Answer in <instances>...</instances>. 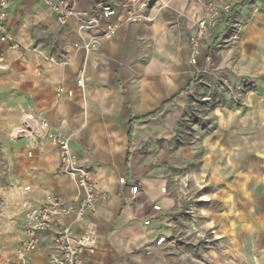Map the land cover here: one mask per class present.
<instances>
[{
    "label": "crops",
    "instance_id": "1",
    "mask_svg": "<svg viewBox=\"0 0 264 264\" xmlns=\"http://www.w3.org/2000/svg\"><path fill=\"white\" fill-rule=\"evenodd\" d=\"M208 1L215 0H168L166 4L73 0L77 11L95 15L105 6L115 8L117 16L107 22L121 17L122 23L112 37L103 36L107 22L91 32L80 30L76 19L58 24L40 0H12L7 8V27L19 48H5L0 56L1 130L11 137L27 115L43 114L50 132L70 139L79 162L109 193L108 203L100 204L86 222L95 230L97 244L86 253L83 264H187L176 257L169 242L176 198L168 190L171 176L165 175L163 162L165 156L189 153L195 144L197 136L182 133L186 121L187 126L203 129L201 143L206 148L211 145L205 154L210 150L213 155L230 156L226 165H215L216 176L238 170L239 156L244 155L233 141L241 139L234 127L238 115L233 107L204 101L205 84L200 82L208 70L209 49L225 34L230 17L241 28L240 41L235 51L221 54L217 49L213 69L236 70L235 74L256 83L257 89L249 95L247 134L242 138L249 153L264 154V93L261 97L255 93L264 92V0H227L231 14L222 18L213 37L195 54L192 38ZM130 9L138 10L143 19L126 21ZM94 41L97 48L87 50L85 46ZM79 71L84 72L82 88L77 85ZM60 85L72 95L57 100L55 89ZM193 107L217 113V127L208 131L202 116L189 118ZM224 134L232 139L225 151L208 141ZM261 143L263 148L258 147ZM11 148L21 156L29 206L47 192L73 199L76 185L58 174L59 155L48 140L38 149H30L27 139ZM120 178L126 184L119 183ZM132 186L138 187L136 195ZM53 236L52 231L41 234L34 261H48ZM162 236L168 242L158 246Z\"/></svg>",
    "mask_w": 264,
    "mask_h": 264
},
{
    "label": "rangeland",
    "instance_id": "2",
    "mask_svg": "<svg viewBox=\"0 0 264 264\" xmlns=\"http://www.w3.org/2000/svg\"><path fill=\"white\" fill-rule=\"evenodd\" d=\"M229 20L225 34L209 49L208 73L202 75L200 82L205 84L204 101L233 107L238 115L234 127L241 139L233 141L244 153L239 156L238 170L216 176L215 165H226L230 156L213 155L210 150L205 154L211 145L206 148L201 143L203 129L187 126L186 121L181 124L182 133L188 131L197 136L194 147L187 154L165 156L163 162L165 175L171 176L168 190L176 198L170 214L169 242L176 249V257L186 259L187 264H264V154L249 153L244 147L246 139L242 138L247 134L249 95L256 83L235 74V68L229 72L219 67L213 69L217 49L221 54L235 51L240 41V26L232 17ZM2 45L0 56L5 48L9 49ZM255 93L261 97L264 92L258 89ZM191 109L189 118L199 120L202 116L208 131L217 127V113L207 114L200 107ZM18 128L7 137L0 127V264H15L14 252L23 238V218L30 204L22 183L21 156L11 150L14 142L23 139L15 133ZM229 137L218 135L208 141L225 151L231 146ZM258 147L263 148V144ZM249 213L251 218L246 217Z\"/></svg>",
    "mask_w": 264,
    "mask_h": 264
},
{
    "label": "built area",
    "instance_id": "3",
    "mask_svg": "<svg viewBox=\"0 0 264 264\" xmlns=\"http://www.w3.org/2000/svg\"><path fill=\"white\" fill-rule=\"evenodd\" d=\"M54 14L58 24L68 25L73 19L80 23L83 32L98 31L102 23L110 21L117 16V11L111 6H105L98 14L86 11H77L73 0H40ZM166 4L168 0H157ZM12 0H0V44L7 45L9 49L19 48L13 34L7 27V8ZM143 4V0H138ZM204 16L197 20L196 33L192 38V48L198 54L203 45L213 37V32L225 15L231 13V5L227 0L208 1L203 5ZM118 17L116 22H107L103 36H114L121 26L122 20ZM143 16L138 10L130 9L126 21H141ZM97 41L85 46L87 50L96 49ZM211 60V57L208 58ZM84 72L77 74V85L84 86ZM66 95H72L62 85L55 89V97L62 100ZM20 138L27 139L30 149L42 147L48 140L56 148L60 163L58 174L69 178L76 185L73 199L64 198L53 192H47L35 205H30L24 214L22 234L17 249L14 252L15 264H39L33 260V255L41 246V234L54 232L53 247L49 253L48 261L44 264H83L87 252H92L97 244L95 230L87 222L95 214L100 204L109 201V193L103 190L94 180L89 169L79 162L71 148L70 139L63 134H52L47 118L43 114L27 115L22 127L15 131ZM119 183L126 184L125 178H120ZM166 190H164L165 192ZM132 194L138 192L137 186L131 187ZM155 209L161 210L156 206ZM167 243V238L162 236L157 240V245Z\"/></svg>",
    "mask_w": 264,
    "mask_h": 264
},
{
    "label": "trees",
    "instance_id": "4",
    "mask_svg": "<svg viewBox=\"0 0 264 264\" xmlns=\"http://www.w3.org/2000/svg\"><path fill=\"white\" fill-rule=\"evenodd\" d=\"M209 103V102H208ZM131 133H129V136H130ZM131 139V138H130Z\"/></svg>",
    "mask_w": 264,
    "mask_h": 264
}]
</instances>
